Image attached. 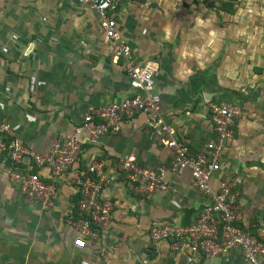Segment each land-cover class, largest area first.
<instances>
[{
    "label": "crops",
    "instance_id": "1",
    "mask_svg": "<svg viewBox=\"0 0 264 264\" xmlns=\"http://www.w3.org/2000/svg\"><path fill=\"white\" fill-rule=\"evenodd\" d=\"M154 3L157 14L149 18L138 17L127 3L116 4L119 32L135 64H155L165 120L197 154L214 138L210 104L239 102L249 94L240 73L246 49L229 41L243 38L245 22L230 15L220 20L216 8L204 0H181L173 17L160 15L163 0ZM135 93L125 60L117 58L114 43L105 40L101 20L88 4L0 0V120L11 124L25 146L45 153L53 139L75 132L90 107ZM149 119L146 114L124 118L118 130L85 144L76 165L56 182L50 210L25 198L0 162V264H249L238 250L209 259L173 241L150 240L154 225L194 223L206 199L188 170L167 174L177 195L170 190L147 198L134 191L119 165L121 158L133 156L146 168L168 167L173 160ZM248 122L237 120L221 170L212 180L216 189L221 176L241 173L239 221L247 227L251 222L264 224V146ZM92 159L106 162L111 182L102 196L114 209L100 241L82 249L74 244L76 233L67 217L80 194L75 178Z\"/></svg>",
    "mask_w": 264,
    "mask_h": 264
},
{
    "label": "built area",
    "instance_id": "2",
    "mask_svg": "<svg viewBox=\"0 0 264 264\" xmlns=\"http://www.w3.org/2000/svg\"><path fill=\"white\" fill-rule=\"evenodd\" d=\"M75 1L88 4L98 14L104 38L114 43L117 58L121 56L125 60L126 74L136 93L104 106L90 107L75 132L62 139H53L45 153L25 146L11 124L0 120V162L11 182L42 210L52 209L56 182L76 165L83 146L97 143L111 131L118 130L122 119L146 114L150 118L149 124L159 130L164 146L173 152V160L168 167L146 168L133 156L121 158L119 165L128 173L134 191L147 198L170 190L177 195L178 190L166 180L167 174L176 175L188 170L195 188L206 199L194 223L188 226L154 225L149 230L150 240L154 243L173 241L189 253L209 259L238 250L249 264H264V224L251 222L253 225L247 227L242 223L244 228L238 225L242 216L240 196L244 182L241 173L236 170L221 176L218 187L212 186V180L221 170L226 146L233 139L232 125L240 115L239 107L226 101L211 103L214 138L207 142L202 152L192 153L165 120L163 101L156 92L155 64L141 66L132 61L131 48L122 39L117 20L110 15L116 9V0ZM204 1L222 3L227 0ZM75 180L80 198L76 211L67 217V224L76 233L75 246L83 249L89 243L99 242L111 221L114 206L102 196L104 188L111 182L106 162L92 159Z\"/></svg>",
    "mask_w": 264,
    "mask_h": 264
},
{
    "label": "rangeland",
    "instance_id": "3",
    "mask_svg": "<svg viewBox=\"0 0 264 264\" xmlns=\"http://www.w3.org/2000/svg\"><path fill=\"white\" fill-rule=\"evenodd\" d=\"M149 1H151V4L146 7L145 4ZM156 1L117 0L116 2H118V7H120V3H127L129 5L128 8L133 9L132 11L135 13L138 12V17L149 18L157 14V7H154V2ZM180 1L163 0L162 4L165 6V10H162L160 15L173 17L176 14L175 12L181 8L179 5ZM222 3L231 5L230 8L233 12L221 11L220 6ZM222 3L209 4L212 8H216L217 16L220 17V20L224 16L230 15L231 17L240 18V24H242V21L245 22L243 38L242 35H239V38L229 39V41H233L235 44L237 42L238 44L242 43L246 49V53L241 57L242 63L240 62V66H242V71L240 73L242 87L249 93L242 101L226 100V102H231L239 107L240 115L235 120L244 118L249 121L250 128L257 133L258 141L264 146V0H227ZM119 9H116L114 14L110 13L117 21L119 20ZM231 23L234 24L233 21ZM250 50H252V53ZM256 73H260L259 76H256Z\"/></svg>",
    "mask_w": 264,
    "mask_h": 264
},
{
    "label": "trees",
    "instance_id": "4",
    "mask_svg": "<svg viewBox=\"0 0 264 264\" xmlns=\"http://www.w3.org/2000/svg\"><path fill=\"white\" fill-rule=\"evenodd\" d=\"M213 4H215V3H213ZM230 6H231V5H229V4H224V3H222L221 6H220V10H221V11H226V12H230V13H232L233 11H232V9L230 8ZM232 128H233V130L236 132V130H237V120H234L233 125H232ZM79 198H80V194L75 198V204H76V206H77V204H78ZM74 211H76V208H75ZM238 225H239L240 227L244 228L243 225H242V223H238ZM252 225H253V224H251V226H252ZM250 229L253 230L252 227H251Z\"/></svg>",
    "mask_w": 264,
    "mask_h": 264
}]
</instances>
